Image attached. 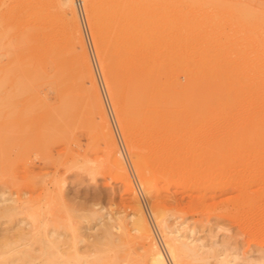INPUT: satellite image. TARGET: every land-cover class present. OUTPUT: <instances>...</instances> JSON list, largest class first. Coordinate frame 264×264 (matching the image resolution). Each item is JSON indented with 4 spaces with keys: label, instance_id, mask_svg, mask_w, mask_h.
Listing matches in <instances>:
<instances>
[{
    "label": "rangeland",
    "instance_id": "1",
    "mask_svg": "<svg viewBox=\"0 0 264 264\" xmlns=\"http://www.w3.org/2000/svg\"><path fill=\"white\" fill-rule=\"evenodd\" d=\"M52 1L0 0V264H42L48 251H52L53 264H64V260L71 259L77 250L81 256L80 263L89 264L95 254L97 237L104 241L102 233L109 225L115 242L125 250L131 247L130 257L135 256L136 251L140 253L142 250H139L137 242L128 241L129 245L120 243L127 230L134 233L130 223L135 213V201L140 204L168 264L173 262L163 244L155 210L178 240L187 239L197 247L199 255L192 260L184 258L187 264H264V134L256 136L252 130H246L248 125H253L252 114L257 112V108L246 104L236 108L231 105L226 113H222L218 107L209 108L195 98L197 103L193 100L194 103L172 107L175 110L180 108L183 119L160 122L156 126L150 124V128L154 127L161 136L156 134L154 139H146L141 131L133 130L132 124H128L126 130L130 133V142L125 141L126 131L117 118L122 99L116 101L109 89L100 63V52L93 40L90 10L84 0L82 10L86 33L80 22L76 0L73 7L103 113L95 111L91 114L84 110L83 105L71 103L72 79L62 68L56 52L47 53L45 50L48 34L58 33L57 19L69 20L71 15L63 6L60 7L62 10H55ZM219 10L216 13L217 10L212 12L205 8L197 14L205 20L221 14V31L225 30V37L229 33L223 44L218 34L199 38L198 26L188 29L186 24L178 23L175 31L179 29L186 42L201 41L204 45L205 49L199 53L210 61L205 70L211 78L208 85L225 81L230 74L235 80L234 97L239 98L245 92L250 94L251 89L253 94L250 96L253 97L254 86L250 84L255 81L256 72L252 67L257 64L254 66L258 67L257 73L260 69V74H264V32L254 23L238 21L231 9H224L226 12ZM55 11L62 14L59 16ZM161 32L158 30L154 37L148 38L145 46L153 44L151 46L161 49L166 45L168 36ZM241 39L242 46L238 47ZM11 42L14 45H10ZM77 47L79 51L81 46ZM243 47L247 49L244 51ZM191 51H195L194 45L188 46L185 53ZM171 53L174 58L176 50ZM211 57H215L217 62H212ZM196 58L197 55L181 62L175 61L179 74L175 73V77L180 83L186 79L188 71H193L200 64ZM168 80L171 78H162L163 83H168ZM85 84L91 85L88 77ZM186 106L189 110L194 107L189 111ZM56 114H60L59 117ZM87 117H91L90 122ZM258 118V124L264 126V105L259 108ZM106 120L111 135L103 138L98 125ZM243 122L248 125L244 127ZM148 126L146 124L145 127ZM248 133L253 134L250 136ZM112 140L122 155L123 171L111 165L107 149H104ZM133 143L139 145L138 149L144 148L138 150L143 158L140 165L134 164L136 156L129 149ZM161 150H165L164 153ZM139 166L151 176L150 189L138 176L136 168ZM125 177L131 182L129 190L124 185ZM20 232L25 234L23 240L18 236ZM22 249L32 254V260H22Z\"/></svg>",
    "mask_w": 264,
    "mask_h": 264
},
{
    "label": "bare ground",
    "instance_id": "2",
    "mask_svg": "<svg viewBox=\"0 0 264 264\" xmlns=\"http://www.w3.org/2000/svg\"><path fill=\"white\" fill-rule=\"evenodd\" d=\"M84 1H85L86 7L90 10V16L89 17H90L91 24H92L93 40L95 42L96 48L100 52V63L105 70V77H106V81L109 84V89L112 93L113 98L116 101L118 99H122L119 103L117 118H118L121 126L126 131L125 141L128 142L130 139V133L127 132V130H126L127 126L126 125L132 124V126L134 127L133 130L141 131L146 139L150 138V140H151V137L153 138L159 132V131L157 132L154 129V127L150 128L151 125L156 126L157 124L160 125V122H166L167 123L169 121H175V120L183 119L184 115L180 114V112H179L180 108L177 107V109H178V111H177V109L175 110L172 107H174V106H185L189 102H193V100L195 98H197V100H199L204 106H207L209 108L218 107L222 113H226L229 110L228 108L229 107L231 108V105L232 106L234 105L233 107H235V106L237 107L238 105L246 104V105H249L250 107L251 106L256 107L257 110L254 109V111L255 110L257 111L256 113H253V111H251V114L253 113L252 114L253 115V117H252L253 125H250V126L248 124L245 125L244 122H243L244 123L243 125H244V127L248 125L246 127V130H249V131L252 130L253 133H255L254 135H256V136L264 134V126H260L257 122L259 119L258 118L259 108L264 105V74H260L261 73L260 69H259L260 72L257 73L256 68H258V67L257 66H256V68L254 67L257 64L254 63L255 65L252 67L253 71L256 72L255 73L256 75L252 71V73L255 75V78L253 77L255 79V81H252L250 84L251 87L254 86L253 87L254 88V90H253L254 96L253 97L250 96V94L252 93V89H251V87L248 86L247 88H249V90L251 89V93L248 94V92H245V93L242 92L243 94L241 95V97L236 98V97H234L233 91H232L235 80H234V78H232V76L230 74H228L227 79L225 81L214 83L212 80V82L214 84L208 85L209 79L211 80V78H210V75L207 74L206 68L210 64V61H208L209 58L204 57L203 53H202L203 57H201V54L199 53L200 50L205 49V48H203L204 45L201 43V41L186 42L185 38L183 37L184 34L182 33L183 35H181L180 31L178 32L179 29L175 31L176 24H178V23L186 24L188 29H190L189 27H191V26H198V27H200L199 34H198L199 38H203V37H206L208 35L218 34L217 35L218 37H220V38L222 37L221 44L225 43V39L226 38L228 39L229 33L225 37V35H224L225 30L223 31L224 33L221 31L222 30L220 27L221 19H222V17L220 16L221 14H219L218 16H215V17H211L209 19L207 18V20H205V18L203 19L202 16H198V14H197V12L199 10H201V9L203 10L205 8H208L209 10L211 9L212 12L214 10H217V12L215 11L216 13H218V11L220 12L219 9H221V10L223 9L222 11H224V12H226V10H224V9H231L234 12V15H235L234 17H236V19L238 21H246L249 23H254L255 26H258V28H259V26H261L259 29L264 32V0H262L261 2H259L258 0H84ZM52 2H53L52 5L54 6L53 8H56L55 10H57L61 6L66 7L67 11L70 13L71 16H70L69 20H67V18H66V20H63L62 17H59L57 19L58 22L56 23V26H57L56 28H57L58 33L48 34V39L45 43V50L47 53H50L52 50H54L53 52H56L55 54L58 55L57 57H59V59L62 62L61 63V65L63 66L62 68L67 72V75L72 79V82L74 84V88L71 87L73 90L72 96L69 98L71 103L75 102L79 106H80V104L83 105L85 107L84 110L90 112L91 114L92 113L94 114L95 111L103 113V106L101 103L100 95H99L98 90H97V86H96V83L94 80V76H93V73H92V70L90 67V62H89L88 56L86 54V50L84 49L83 40H82L81 35H80V29H79L80 27L78 26V23L76 20L75 10L73 7L74 6V0H53ZM81 2H82V0H81ZM98 4H101V6H99ZM228 11H230V10H228ZM57 12H56V14L58 15L59 12L58 13ZM200 12H202V11H200ZM215 12H214V14H215ZM66 13L67 12H65V14ZM69 13H67V14H69ZM60 14H62V13H60ZM60 14H59V16H60ZM222 14H223V12H222ZM225 17H226V15H225ZM222 25H223V21H222ZM240 25H241V23H239V26ZM67 28L68 29L70 28L71 31H69V32L65 31ZM183 28H184V26H183ZM158 30L162 31L165 35L168 36V40H169L168 43L166 45H164L161 49L154 47V46H151L153 44H151L150 47H146L145 45L147 43L148 38L150 39L151 36L154 37L155 33H157ZM185 30H186V27H185ZM183 31H184V29H183ZM233 34L234 33L232 31V35ZM194 36H197V35H194ZM223 37H225V38L223 39ZM155 39H156V37H155ZM155 39H154V41H155ZM219 41H220V39H219ZM233 41H234V39H233ZM247 41H248V39H246V42ZM163 42H165V40ZM241 42H242V39H241L239 44H241ZM11 43L12 44H10V45H14L13 42H11ZM231 43H234V42H231ZM235 43H237V42H235ZM16 45H18V44H16ZM78 45L81 46L80 47L81 49L79 51L76 50V48H78L77 47ZM193 45L195 46V51H191L190 53L186 54L185 52H186L188 46H193ZM245 45H246V43L244 44V46ZM224 46H227V45H224ZM224 46H221V48ZM230 46H232V44ZM240 46H242V44L239 45L238 47H240ZM232 47H234V46H232ZM242 49L245 51L247 48L244 49V47H243ZM172 50H176L174 58L171 57L172 56L171 55ZM1 53H3V52H1ZM198 53L200 56L198 55ZM205 53H207V52H205ZM241 53H243V52H241ZM238 54L239 53H237V55ZM196 55L198 57L196 59H199V62H197V64L198 63H200V64L197 67H195L196 69H194L193 71H188L186 73V79L182 80L181 81L182 83H180V81H178L179 79H176V77H175V75H176L175 73H177L176 72V62L177 61L181 62L183 60H186L190 56L194 57ZM215 55H217V54H215ZM240 56H242V55H240ZM54 57L56 58L55 55H54ZM215 57L214 58L211 57V58L213 59L212 62L216 63L217 60ZM244 57H246V56H244ZM55 58L54 59L50 58V59L55 60ZM218 58H221V57L218 56ZM60 60H57V61L59 62ZM263 62H264V60H263ZM195 63H196V60H195ZM229 63H230V61H229ZM221 64H223V63H221ZM52 65H53V63L51 64V66ZM239 65H240V63H239ZM40 66H41V64H40ZM55 66H56V63H55ZM261 66H263V65L261 64ZM178 67H177V69H178ZM190 67H192V66H190ZM193 67H194V65H193ZM229 67H230V65H229ZM238 67L236 69H238ZM243 67H245V66L243 65ZM246 68H249V67H246ZM262 68H264V67H262ZM41 69H42V67H41ZM64 70L62 71V69L61 70L59 69V71H62V72H65ZM199 70H202L203 72H201ZM224 70L226 71V69H224ZM243 70H245V69H243ZM179 71H180V69H179ZM262 71H264V70H262ZM44 73H46V72L44 71ZM225 73H227V72H225ZM183 75H185V74H183ZM222 76H224V75H222ZM86 77H88L90 80V83H91L90 86H86V84H85V78ZM163 77H166V78L170 77L171 81L168 80L169 81L168 83H166V82L163 83V81H162ZM225 77H226V75H225ZM60 78H61V76H60ZM62 78H64V77H62ZM49 80H50V78H49ZM64 80H65V78H64ZM245 80H247V79H245ZM165 81H167V80H165ZM45 82H46V80H45ZM57 82L60 83L59 81H57ZM65 82H67V81H65ZM237 82H239V81H237ZM253 82L255 83L254 85H252ZM63 83H64V81H63ZM73 84H71V85H73ZM238 84H240V83H238ZM235 89H236V87H235ZM238 90H239V88H238ZM236 91H237V89H236ZM65 92H66V90H65ZM65 96L66 95H64V98H66ZM250 97H252V98H250ZM33 100H35V99H33ZM30 101H31V99H30ZM62 101L63 100L60 101L61 105H62ZM194 101L197 103L196 100H194ZM191 104L192 103H190L189 105H191ZM31 105H33V104H31ZM195 106L197 107V105H195ZM62 107L63 106H61V108ZM66 107H68V106H66ZM187 107L188 106H186V109L189 110V108H187ZM189 107H191V106H189ZM193 107L194 106H192V108ZM200 107H201V105H200ZM61 108H59V109L61 110ZM247 108H248V106H247ZM65 109H67V108H65ZM195 109H197V108H195ZM191 112H193V111H191ZM67 113L69 114L70 112L67 111ZM58 115H60V114H58ZM58 115L56 114V117ZM50 116H51V114H50ZM87 118L89 119L88 121L90 122L91 117L90 118L87 117ZM74 120H75V118H74ZM63 121L64 120H62V123H63ZM155 122H157V123H155ZM57 123H58V121H57ZM146 124H149V126L145 127ZM96 127H97V125H96ZM98 127H99V131H100L103 138H106L107 136L111 135V131H110L107 120L104 122H100ZM231 129L234 130L233 127H231ZM236 129H238V127ZM132 132H134V131H132ZM161 132H162V130H161ZM237 132L239 133V131H237ZM241 132L243 133L242 130H241ZM241 132H240V135L242 134ZM253 133H251V135ZM233 134H235V133H233ZM158 135L161 136V134H158ZM98 136H100V135H98ZM157 137H155V138H157ZM247 137L250 138L249 136H247ZM103 140L105 142V139H103ZM156 141H157V139H155V143H156ZM96 144H97V141H96ZM103 144L106 145V143H103ZM161 146H162V144H161ZM99 147H100V144H99ZM138 147H139V145H137V144L134 145V143H133L129 146V149L131 151H133L135 156H136L135 159L133 160V161H135L134 164L136 163V164L140 165V161L143 158H141L142 157L140 154L141 151L139 152L138 150H141L144 148L138 149ZM143 147H144V145H143ZM104 149H105V151L107 149L108 160L111 163V165L113 167L123 171L122 155H121L120 151H118V149L116 147V143L114 142V140L109 142L107 144V148L105 147ZM164 151H162V152L164 153ZM103 154H105V152ZM134 154H132V156H134ZM96 156H98V155H96ZM167 156H169V155H167ZM106 163L108 164V162H106ZM146 164H145V166H146ZM84 165H85V163H84ZM84 165H83V167H84ZM181 165H182V163H181ZM79 167H80V165H79ZM147 168H148V166H147ZM86 169H87V167H86ZM136 169H137L138 176L141 177V180H142V183L144 184V186L149 187L148 189H150L151 188V176L146 173L145 168H142L139 166V168H136ZM119 172H121V171H119ZM124 183H125L124 185L126 186V188L129 190L131 188V182L126 178V181ZM149 191H151V190H149ZM149 191H147V192H149ZM134 200H136V199H134ZM135 202H136L135 213H133L132 219L130 216V219L132 220V221L130 220L131 221L130 225L132 224V228L131 227L130 228L132 230H134V233L133 234L131 233L132 234L131 235L127 230L125 232L124 237L122 236L120 238V236H119L118 238H120L121 244H128L129 245V243L131 241H132V243L137 242V244H139L141 246L140 247L138 245L139 250H140V248L142 249V250H140L141 252L139 253L138 251H136L137 255L136 254H135V256L133 255L135 258H132L133 257L132 254H131L132 257H130V251L133 249H131V247L128 246V247H130L131 250L130 249L125 250L126 248L124 249L122 247V245L117 244L115 242V239L113 238L112 231L110 230L111 225H109L110 228L105 227L104 230L102 229L103 230L102 237L105 240L103 241V239H99L97 237L98 240L97 239L96 240L97 241L101 240V242L96 241L97 242L96 243L94 241L96 244V246L93 245L95 247V249H94L95 254H94V257L89 261V264H121V262L123 264H168L166 256L164 254V251L158 245L157 241L154 239V237L151 233L150 227H149V225H148V223H147V221L144 218V215L142 213V208H141L140 204L138 203V201H135ZM12 209H14V208H12ZM92 213H93V211H92ZM155 218H156L158 225L160 227L161 235H162V238L164 241L163 244L165 245L168 256L172 260L173 264H187V263H185L184 258L188 257V258H191V260H192V258L194 259L199 255L197 253V250H198L197 247L194 246L191 241H187V239L178 240V237L172 234L171 230L166 226L164 218L159 214V212H157V210H155ZM116 228L118 229L117 226H116ZM100 234H99V236H100ZM24 235H25L24 232L23 233L20 232L18 234L20 239L24 238ZM33 239H34V237L32 236L31 240H33ZM29 241H30V239H29ZM128 241H129V243H128ZM72 244H73V242H72ZM72 247H74V246H72ZM21 251H22L21 252V258L23 261L25 260V262H26V260H28L32 256V254H30L27 251V249L26 250L22 249ZM77 251H74L73 255L71 256V259L70 258L65 259L64 264H81L80 260H79L81 256L78 255ZM133 252H135V250ZM50 254H52V251H50V252L48 251L46 256H44L42 264H53L55 262V260L52 259Z\"/></svg>",
    "mask_w": 264,
    "mask_h": 264
},
{
    "label": "built area",
    "instance_id": "3",
    "mask_svg": "<svg viewBox=\"0 0 264 264\" xmlns=\"http://www.w3.org/2000/svg\"><path fill=\"white\" fill-rule=\"evenodd\" d=\"M75 2H76V6L78 8L81 25H82L85 33H86V20H85L84 12L82 10V2H81V0H76Z\"/></svg>",
    "mask_w": 264,
    "mask_h": 264
}]
</instances>
